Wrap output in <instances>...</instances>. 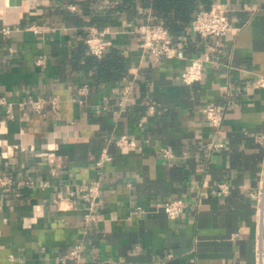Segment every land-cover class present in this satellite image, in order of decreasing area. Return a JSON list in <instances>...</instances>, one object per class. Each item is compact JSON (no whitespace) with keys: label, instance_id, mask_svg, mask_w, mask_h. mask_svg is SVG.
Segmentation results:
<instances>
[{"label":"crops","instance_id":"crops-1","mask_svg":"<svg viewBox=\"0 0 264 264\" xmlns=\"http://www.w3.org/2000/svg\"><path fill=\"white\" fill-rule=\"evenodd\" d=\"M213 5L232 19L225 35H200L191 21L173 36L185 55L157 59L140 44L138 25L159 22L147 0H0V96L61 99L59 112L46 101L28 117L0 106V173L12 178L0 185V264H60L80 241L78 264H264L253 195L264 168V0L200 8ZM89 26L112 39L101 57ZM206 53L202 77L184 82L190 58ZM208 102L225 107L219 127L202 113ZM122 133L137 146L110 142ZM104 146L112 158L99 173ZM98 174L88 221L68 189ZM223 181L230 190L218 194ZM177 197L187 205L170 218L163 204Z\"/></svg>","mask_w":264,"mask_h":264},{"label":"built area","instance_id":"built-area-1","mask_svg":"<svg viewBox=\"0 0 264 264\" xmlns=\"http://www.w3.org/2000/svg\"><path fill=\"white\" fill-rule=\"evenodd\" d=\"M232 19L225 8L219 5H213L210 8L202 7L198 10L194 18L192 19V29L200 35H214L221 37L225 35L231 27ZM8 31V28H5ZM138 32L142 34V40L140 44L145 49H149L152 55L159 59L162 56L170 57L173 55L184 56V50L174 43V37L170 34L169 29L162 23L147 19L138 25ZM86 43L94 55L103 56L109 45L112 44V39L107 36V29H97L94 26H89L87 29ZM210 56L208 53L205 55L192 56L187 67L182 71L181 78L186 83H191L202 77L203 65ZM45 63V57H40L37 60V64L42 65ZM133 81H130L121 90V101L124 102L126 96L129 94ZM256 83L259 87H264V73L258 75ZM88 85L83 84L78 87V93L82 96L88 92ZM82 101V98H79ZM48 101L51 105V110L59 112L61 109V99L59 95H52L47 98L45 96H35L34 94H28L26 97L21 98L17 102L9 100L7 96H0V106H6L7 111L11 117L15 115V108L17 107L23 117H28L32 112H42L44 102ZM202 113L206 116L207 120L215 127H219L224 119L225 107L222 104L208 102L203 105ZM118 147L133 148L137 146V139L128 133H122L117 137L110 140ZM4 142L0 138V146H3ZM214 146H221V142L213 143ZM164 155H172L170 149L164 150ZM7 150L2 152V155H6ZM112 155L108 146H104L101 149L100 155L96 161L97 170L100 171L103 168L104 163L110 160ZM95 179L88 183H85L79 187L78 190L69 188L68 193L73 198H81L87 203V209L85 217L89 220H97V216L93 212L98 197L101 195V182L100 174ZM12 182V178L0 173V185H8ZM26 182L32 184L34 180H26ZM218 194H226L230 190L228 182H220L214 188ZM255 199L258 202V221H259V235L264 237V168L262 170V179L259 180V187L256 193H253ZM187 201L183 198L177 197L166 201L163 204L164 212L170 218L178 217L185 209ZM83 243L80 241L76 243L66 254L59 257L60 264H67L69 260L74 264H78L83 250ZM260 255L263 253L259 250Z\"/></svg>","mask_w":264,"mask_h":264},{"label":"trees","instance_id":"trees-1","mask_svg":"<svg viewBox=\"0 0 264 264\" xmlns=\"http://www.w3.org/2000/svg\"><path fill=\"white\" fill-rule=\"evenodd\" d=\"M211 0H147L155 17L162 22L172 36H181L188 28L201 4L209 7Z\"/></svg>","mask_w":264,"mask_h":264},{"label":"water","instance_id":"water-1","mask_svg":"<svg viewBox=\"0 0 264 264\" xmlns=\"http://www.w3.org/2000/svg\"><path fill=\"white\" fill-rule=\"evenodd\" d=\"M22 1L23 0H10V2L13 4V3H18V4H20V3H22Z\"/></svg>","mask_w":264,"mask_h":264}]
</instances>
